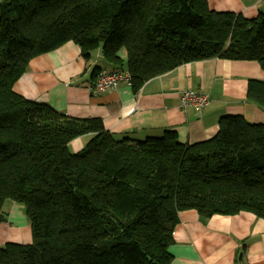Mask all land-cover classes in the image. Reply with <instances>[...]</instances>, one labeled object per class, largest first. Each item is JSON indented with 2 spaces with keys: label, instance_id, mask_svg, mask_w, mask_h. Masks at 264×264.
Masks as SVG:
<instances>
[{
  "label": "trees",
  "instance_id": "obj_1",
  "mask_svg": "<svg viewBox=\"0 0 264 264\" xmlns=\"http://www.w3.org/2000/svg\"><path fill=\"white\" fill-rule=\"evenodd\" d=\"M67 41L86 59L101 49L135 91L216 57L264 71V12L246 18L208 0H0V223L9 199L32 231L30 244L0 246V264H174L180 211L264 218V124L226 115L192 144L172 131L116 139L99 119L18 94L29 62ZM248 96L264 109V78L250 80Z\"/></svg>",
  "mask_w": 264,
  "mask_h": 264
},
{
  "label": "crops",
  "instance_id": "obj_2",
  "mask_svg": "<svg viewBox=\"0 0 264 264\" xmlns=\"http://www.w3.org/2000/svg\"><path fill=\"white\" fill-rule=\"evenodd\" d=\"M208 3L216 11H231L246 18L264 12V0ZM120 54L125 57V52ZM100 71H115L101 49L86 59L78 44L67 41L34 57L14 90L69 116L99 119L116 139L143 140L172 131L180 142L192 144L215 136L220 118L226 115H243L247 121L264 124V109L248 96L250 80L264 78V71L254 60L216 57L184 63L151 78L138 91L130 82L122 81L97 92ZM187 89L207 94L209 103L201 108L182 106L181 95ZM90 137L79 136L69 147L79 151ZM3 210L0 246L30 244L32 231L24 207L8 199ZM169 252L174 264H264V218L248 211L209 218L195 209L180 211Z\"/></svg>",
  "mask_w": 264,
  "mask_h": 264
},
{
  "label": "built area",
  "instance_id": "obj_3",
  "mask_svg": "<svg viewBox=\"0 0 264 264\" xmlns=\"http://www.w3.org/2000/svg\"><path fill=\"white\" fill-rule=\"evenodd\" d=\"M122 81H128L131 83V75L128 71H100L97 74V80L95 83V90L97 92L107 90L115 87ZM209 103V97L207 94L198 93L191 89L185 90L181 95V104L184 107L193 105L201 108Z\"/></svg>",
  "mask_w": 264,
  "mask_h": 264
},
{
  "label": "rangeland",
  "instance_id": "obj_4",
  "mask_svg": "<svg viewBox=\"0 0 264 264\" xmlns=\"http://www.w3.org/2000/svg\"><path fill=\"white\" fill-rule=\"evenodd\" d=\"M69 150L71 151V152H74L75 150L73 149V147H69Z\"/></svg>",
  "mask_w": 264,
  "mask_h": 264
}]
</instances>
